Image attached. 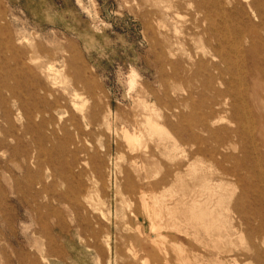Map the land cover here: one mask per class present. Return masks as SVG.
I'll use <instances>...</instances> for the list:
<instances>
[{
	"label": "rangeland",
	"instance_id": "1",
	"mask_svg": "<svg viewBox=\"0 0 264 264\" xmlns=\"http://www.w3.org/2000/svg\"><path fill=\"white\" fill-rule=\"evenodd\" d=\"M0 264H264V0H0Z\"/></svg>",
	"mask_w": 264,
	"mask_h": 264
},
{
	"label": "bare ground",
	"instance_id": "2",
	"mask_svg": "<svg viewBox=\"0 0 264 264\" xmlns=\"http://www.w3.org/2000/svg\"><path fill=\"white\" fill-rule=\"evenodd\" d=\"M202 12V16H201V21L202 22H206L208 25H211V29H215L214 28V26H216V25H214L213 23H212V21L210 20L211 18H210V15H209V13L208 12H203V11H201ZM203 23V24H204ZM221 29L222 30H219V33L221 34V36H223L224 34H223V30L225 29V24L223 23V25L221 26ZM216 31L218 32V30L216 29ZM85 33V32H84ZM85 35V34H84ZM87 35V34H86ZM89 38V37H88ZM91 38V37H90ZM88 40V39H87ZM93 41V40H92ZM87 43H88V41H87ZM90 43V42H89ZM202 63V62H201ZM200 65V64H199ZM53 68V67H52ZM132 75V74H131ZM8 80V79H7ZM7 80L6 81H4L3 82V84H4V87L5 88H7V89H9V90H11L10 92H11V94L12 95H14V90H13V88L12 87H7V85H8V82H7ZM213 80V78H210L209 79V81L207 82V83H211V81ZM130 83H131V81H130ZM33 87V86H32ZM130 87H132V86H130ZM27 88V87H26ZM21 89H22V87H21ZM133 89V88H132ZM131 90V89H130ZM74 105H76V104H74ZM212 105L214 106V105H222V103L221 102H219V101H214V102H212ZM73 106V105H72ZM146 106V105H145ZM75 107V106H74ZM76 108V107H75ZM78 108V107H77ZM210 110H212V109H210ZM145 114V113H144ZM38 116V115H37ZM201 118V117H200ZM199 118V119H200ZM164 123V122H163ZM143 125H144V127L142 128V130L143 129H145V131L148 133V134H153V133H156V134H158V136L160 135V134H162V128H164V127H162V125L158 122V121H155V120H153L152 118H151V115H144V119H143ZM200 125H203L204 127H207V119H206V117L205 118H203L202 120H201V122H200ZM124 128V127H123ZM127 129V128H126ZM144 131V130H143ZM144 131V132H145ZM145 132V133H146ZM139 134V133H138ZM148 134H146V135H148ZM138 135H136L135 133H133V134H130V133H128L126 130H124L123 131V137L127 140V141H129V142H133V141H136V143H137V141L139 140V138L137 137ZM143 136V135H142ZM163 136V135H162ZM147 137H150V138H152V135L151 136H147ZM142 138V137H141ZM149 138V139H150ZM155 138H156V136H155ZM162 138H164V136L162 137ZM159 139H160V137H159ZM151 140V139H150ZM156 140H157V138H156ZM164 140H165V138H164ZM222 140V139H221ZM221 140L220 141H218L219 143L217 144V147L218 148H220V147H223L224 145H223V143L221 142ZM144 141V140H143ZM162 141H163V139H162ZM223 141V140H222ZM144 143V142H143ZM160 143H161V141H160ZM145 145H146V142L144 143ZM143 144V145H144ZM163 144V143H162ZM156 145H158L157 143H156ZM161 144H159V146H160ZM137 146H139V145H137ZM141 146V145H140ZM142 147V146H141ZM158 147V146H157ZM148 148V147H147ZM138 149H139V147H138ZM138 149H136V150H138ZM216 149V148H215ZM144 151V150H143ZM135 153V152H134ZM130 154V153H129ZM137 160V159H136ZM133 161V160H132ZM130 163H131V161H130ZM136 163V162H135ZM137 165V164H136ZM135 165V166H136ZM140 166V165H139ZM138 166V168H140ZM145 166V165H144ZM143 167V166H142ZM144 170V169H143ZM165 174V173H164ZM156 175V177H157V174H155ZM155 175H154V177H155ZM153 178V177H152ZM152 184V183H151ZM157 186V185H156ZM142 195V194H141ZM143 196V195H142ZM141 197V196H140ZM142 198V197H141ZM145 198L143 197V199H142V202L141 203H143V205H141V206H143V209H144V212L146 211V213H147V215H148V218L149 219H151V218H153V219H155V221H156V219H157V217H159V213L156 211V209H155V207H152V208H149L148 207V203H146V199L144 200ZM154 199V198H153ZM155 199H156V197H155ZM157 201H158V199H156ZM155 200V202H153V206H154V204H156L157 203V201ZM154 201V200H153ZM148 202V201H147ZM161 204V203H160ZM167 208V207H166ZM161 214V213H160ZM168 214V213H167ZM169 216V215H168ZM173 226H175L174 224H172ZM150 233H151V231L152 232H157V231H159L158 229L161 227L162 229L164 228L163 226H159V223H157V222H154L153 220L150 222ZM166 227H167V225H166ZM155 235H157V234H155ZM158 236V235H157ZM162 236V235H161ZM157 238V237H156ZM160 238V237H159ZM166 239V238H165ZM107 240V239H106ZM108 240H110V238L108 239ZM160 240L162 241V238H160ZM151 241V240H150ZM158 241H159V239H158ZM160 241V242H161ZM159 242V243H160ZM172 243V242H171ZM153 244V243H152ZM155 244H158V243H155ZM173 244H176V243H173ZM177 245V244H176ZM176 245H175V247L173 248V250L174 249H176ZM161 246V245H160ZM109 248V247H108ZM180 248V247H179ZM178 247H177V249H179ZM133 251H135V250H133ZM176 251V250H175ZM180 251H181V249H180ZM179 250L177 251L178 253L180 252ZM134 257V256H133ZM187 261V260H186ZM185 263V262H184Z\"/></svg>",
	"mask_w": 264,
	"mask_h": 264
}]
</instances>
